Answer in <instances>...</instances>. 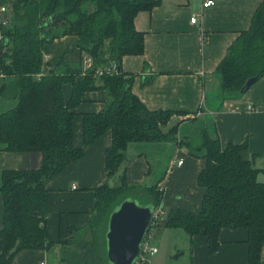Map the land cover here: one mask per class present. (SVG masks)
<instances>
[{
    "label": "trees",
    "instance_id": "16d2710c",
    "mask_svg": "<svg viewBox=\"0 0 264 264\" xmlns=\"http://www.w3.org/2000/svg\"><path fill=\"white\" fill-rule=\"evenodd\" d=\"M160 1L15 0L12 4L9 24L0 27V73L12 80L0 87V93L15 97L16 104L0 112V150L39 152L41 159L35 168L1 172L0 264H11L20 250L54 246L46 238L45 182L84 155V149L73 144L74 109L87 92L97 89L105 90V105L100 112L82 115L83 143L92 144L110 132L105 164L108 176L116 181L94 190L91 220L73 237L58 242L60 260L65 264L106 261L108 215L127 197L141 202L133 196L135 191L147 196V203L154 207L161 204V179L141 187L129 184L124 170H119L128 159L129 144L173 141L204 159L197 178L203 196L199 211L177 208L166 225L180 227L189 236L202 233L210 252L219 245L221 228H245L248 263H264V181L258 178L261 169L242 155L247 143L222 147L217 135L201 123L199 143L194 146L183 139L182 144L177 124L164 129L175 111L147 108L132 92L133 75L127 76L121 68L124 56L140 55L144 50V33L134 25L136 14L152 10ZM65 35L77 37L76 47L91 58V65L84 69L81 61L70 63L61 56L42 73L43 46ZM110 64L116 66L115 73L95 76L96 68ZM214 72L224 97L243 93L249 78L258 80L264 74V1L253 12L249 27L227 47Z\"/></svg>",
    "mask_w": 264,
    "mask_h": 264
},
{
    "label": "crops",
    "instance_id": "0c3cea01",
    "mask_svg": "<svg viewBox=\"0 0 264 264\" xmlns=\"http://www.w3.org/2000/svg\"><path fill=\"white\" fill-rule=\"evenodd\" d=\"M205 1L161 0L152 10L138 12L134 25L144 33V50L140 55L124 56L121 68L127 76L133 75L132 92L147 108L175 111L164 129L177 124V137L181 138L190 133L192 126L188 125L187 116L198 115L200 124L205 123L217 135L222 147L247 143L242 155L261 169L258 178L264 181V74L243 93L224 97L214 72L227 47L240 31L249 27L253 12L264 0H213L212 5L203 7ZM14 2L0 0V5L10 11ZM193 16L195 22L191 21ZM76 41L75 35H65L45 44L42 73L61 56L70 63L81 61L84 67L83 52L76 47ZM150 75V80L142 82ZM11 80L0 73V87L9 85ZM68 95L66 86L65 98ZM105 99L104 89L84 95L74 109L72 123L73 144L83 148L84 155L70 161L45 182L46 238L54 246L49 250H20L11 264H65L60 260L58 242L88 226L94 211V190L105 183H115L116 177L108 176L105 164L110 132L89 145H84L82 137V115L102 111ZM15 104V97L0 93V112ZM127 157L119 172L124 170L129 184L142 187L161 179L162 212L148 233V240L157 251L148 256L145 264H249L245 228H221L219 245L210 252L202 233L189 236L180 227L166 225L168 216L177 208L199 211L203 190L197 178L204 159L191 155L186 146H176L173 141L131 143ZM180 158L183 163L177 165ZM40 159L39 152L0 150V184L4 169L35 168ZM135 195L142 203L150 201L136 191ZM105 262L102 259L100 264Z\"/></svg>",
    "mask_w": 264,
    "mask_h": 264
},
{
    "label": "water",
    "instance_id": "95a60500",
    "mask_svg": "<svg viewBox=\"0 0 264 264\" xmlns=\"http://www.w3.org/2000/svg\"><path fill=\"white\" fill-rule=\"evenodd\" d=\"M255 80V77L249 78L245 83L246 88ZM154 209L150 203L143 204L127 197L110 211L104 234L108 264H134L153 224Z\"/></svg>",
    "mask_w": 264,
    "mask_h": 264
},
{
    "label": "built area",
    "instance_id": "2783aa9c",
    "mask_svg": "<svg viewBox=\"0 0 264 264\" xmlns=\"http://www.w3.org/2000/svg\"><path fill=\"white\" fill-rule=\"evenodd\" d=\"M214 3L213 0H206L203 3V7H207L209 5H212ZM0 27H5L9 24L10 22V11L9 9L4 6V5H0ZM196 17L193 16L191 18L192 22H195ZM2 38V34L0 31V39ZM91 58L87 55L83 53V63H84V69L89 67L91 65ZM116 71V66L114 64H110L104 67H98L95 70V76H101L103 74H113ZM183 163V160L177 159L176 164L177 165H181ZM75 187V186H73ZM159 189L161 190V187H159ZM162 209L159 206H156L154 209V219H153V223L158 219V217L161 215ZM157 251V248L155 246H152L150 241L148 240V236L145 237V239L142 242L141 245V249H140V253L137 257V259L135 260L134 264H145L147 261V258L149 255L154 254ZM40 264H45V262H41Z\"/></svg>",
    "mask_w": 264,
    "mask_h": 264
},
{
    "label": "rangeland",
    "instance_id": "374dc122",
    "mask_svg": "<svg viewBox=\"0 0 264 264\" xmlns=\"http://www.w3.org/2000/svg\"><path fill=\"white\" fill-rule=\"evenodd\" d=\"M198 115H193V116H187L188 118V125H192L190 128V133L193 135L192 140H190V136H192L190 133L186 132V135L183 137L179 138L183 144V139H188L192 145H197L200 141V131L201 128L197 124H200L199 119L196 118ZM184 145V144H183ZM182 145V146H183ZM187 148V147H186Z\"/></svg>",
    "mask_w": 264,
    "mask_h": 264
}]
</instances>
